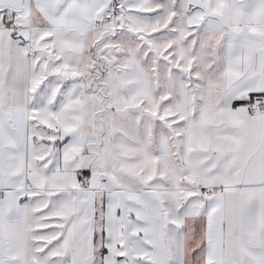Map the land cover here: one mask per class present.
Listing matches in <instances>:
<instances>
[{
  "label": "snow or ice",
  "instance_id": "obj_1",
  "mask_svg": "<svg viewBox=\"0 0 264 264\" xmlns=\"http://www.w3.org/2000/svg\"><path fill=\"white\" fill-rule=\"evenodd\" d=\"M0 264H264V0H0Z\"/></svg>",
  "mask_w": 264,
  "mask_h": 264
}]
</instances>
